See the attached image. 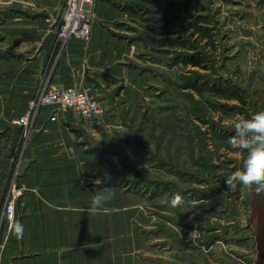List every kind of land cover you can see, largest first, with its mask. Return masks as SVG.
I'll return each instance as SVG.
<instances>
[{
    "label": "rangeland",
    "instance_id": "rangeland-1",
    "mask_svg": "<svg viewBox=\"0 0 264 264\" xmlns=\"http://www.w3.org/2000/svg\"><path fill=\"white\" fill-rule=\"evenodd\" d=\"M107 1L123 13L109 29L129 47L121 63L145 76L149 99L122 101L115 127H103L89 148L104 159L97 184L135 199L142 222L134 224L147 245L137 259L264 264V192H229L225 183L247 156L228 143L235 123L264 110V0ZM15 5L0 2V13H38ZM62 8L57 3L56 16ZM177 193L185 204L174 208Z\"/></svg>",
    "mask_w": 264,
    "mask_h": 264
},
{
    "label": "crops",
    "instance_id": "crops-1",
    "mask_svg": "<svg viewBox=\"0 0 264 264\" xmlns=\"http://www.w3.org/2000/svg\"><path fill=\"white\" fill-rule=\"evenodd\" d=\"M0 2L7 9L17 3L38 12L0 23V264H152L136 256L147 245L134 224L142 218L129 194L109 187L114 197L98 214L81 211L104 191L96 187L95 172L104 159L89 146L103 127H115L112 112L122 101L149 99L145 76L121 63L128 45L109 31L123 19L120 7L95 0L89 40L60 41L49 25L64 0ZM47 85L84 90L108 113L88 124L73 111L43 106L24 136L17 120ZM7 203L14 205L13 223L24 225L22 239L1 223Z\"/></svg>",
    "mask_w": 264,
    "mask_h": 264
},
{
    "label": "built area",
    "instance_id": "built-area-1",
    "mask_svg": "<svg viewBox=\"0 0 264 264\" xmlns=\"http://www.w3.org/2000/svg\"><path fill=\"white\" fill-rule=\"evenodd\" d=\"M94 3L95 0H64L62 12L50 22L49 31L60 41L68 38L89 40L94 18ZM49 105H54L56 111H73L88 124L106 112L102 102L84 90L63 85H47L42 87L37 98L29 102L27 111L17 120L18 125L23 128L24 136H28L34 127L38 110ZM50 119L55 120V114ZM14 216V205L7 203L1 221L6 230H10Z\"/></svg>",
    "mask_w": 264,
    "mask_h": 264
},
{
    "label": "clouds",
    "instance_id": "clouds-1",
    "mask_svg": "<svg viewBox=\"0 0 264 264\" xmlns=\"http://www.w3.org/2000/svg\"><path fill=\"white\" fill-rule=\"evenodd\" d=\"M235 134L231 136L228 143L233 149H241L247 152L243 162V169L236 170L229 174L225 183L229 192H236L240 186L252 189L255 187L257 193L264 192V110L258 111L250 118L240 117L234 125ZM114 197L111 189H105L92 197L91 204L81 209L88 215L98 214L102 207ZM170 204L172 207H179L185 204V200L179 193L175 194ZM10 234L17 239H22L24 225L19 221L10 226ZM197 232L190 233V239L194 241Z\"/></svg>",
    "mask_w": 264,
    "mask_h": 264
},
{
    "label": "trees",
    "instance_id": "trees-1",
    "mask_svg": "<svg viewBox=\"0 0 264 264\" xmlns=\"http://www.w3.org/2000/svg\"><path fill=\"white\" fill-rule=\"evenodd\" d=\"M128 1L138 2V3H145V2H149L150 0H128ZM126 8H131L130 7V3H129V6H127ZM133 11H138V10L137 9H133ZM185 11L187 12V15L189 17H191V18L193 17V13H192L193 7H192V5H190V3H187L185 5ZM7 16H8L7 13H3V14L0 13V23L5 21V20H7L8 19ZM198 29H200V28H198ZM190 63L192 64V66H199L201 64L200 60L196 59V58L192 59L190 61ZM193 88H195V87H193ZM216 91H218V90L216 89ZM88 150H89V152H98L97 147L96 148L92 147L91 149L89 148ZM113 185H114L113 183H107L105 185L96 184V187L99 188V189H105V188H108V187L113 186Z\"/></svg>",
    "mask_w": 264,
    "mask_h": 264
}]
</instances>
